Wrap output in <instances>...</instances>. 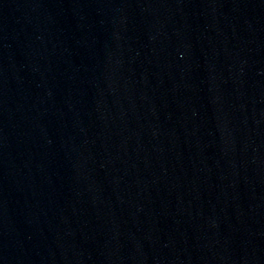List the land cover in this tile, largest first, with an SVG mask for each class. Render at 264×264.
I'll use <instances>...</instances> for the list:
<instances>
[{"label": "water", "instance_id": "95a60500", "mask_svg": "<svg viewBox=\"0 0 264 264\" xmlns=\"http://www.w3.org/2000/svg\"><path fill=\"white\" fill-rule=\"evenodd\" d=\"M0 264H264V0H0Z\"/></svg>", "mask_w": 264, "mask_h": 264}]
</instances>
